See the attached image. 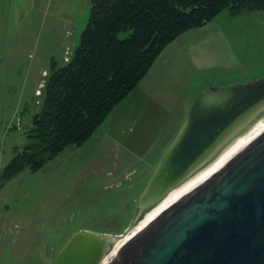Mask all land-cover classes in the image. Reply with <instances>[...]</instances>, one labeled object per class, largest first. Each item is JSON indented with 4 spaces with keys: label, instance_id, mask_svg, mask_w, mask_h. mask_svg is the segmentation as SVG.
Listing matches in <instances>:
<instances>
[{
    "label": "rangeland",
    "instance_id": "obj_1",
    "mask_svg": "<svg viewBox=\"0 0 264 264\" xmlns=\"http://www.w3.org/2000/svg\"><path fill=\"white\" fill-rule=\"evenodd\" d=\"M90 0H0V170L30 142L52 60L79 43ZM264 75V8L228 9L169 41L82 144L0 185V264H56L79 230L123 234L195 95Z\"/></svg>",
    "mask_w": 264,
    "mask_h": 264
},
{
    "label": "water",
    "instance_id": "obj_2",
    "mask_svg": "<svg viewBox=\"0 0 264 264\" xmlns=\"http://www.w3.org/2000/svg\"><path fill=\"white\" fill-rule=\"evenodd\" d=\"M56 264H264V75L198 92L122 235L75 231Z\"/></svg>",
    "mask_w": 264,
    "mask_h": 264
},
{
    "label": "trees",
    "instance_id": "obj_3",
    "mask_svg": "<svg viewBox=\"0 0 264 264\" xmlns=\"http://www.w3.org/2000/svg\"><path fill=\"white\" fill-rule=\"evenodd\" d=\"M260 8L264 0H90L79 43L64 64L52 60L30 142L14 148L0 185L26 167L38 169L66 145L82 144L180 32L223 9Z\"/></svg>",
    "mask_w": 264,
    "mask_h": 264
},
{
    "label": "bare ground",
    "instance_id": "obj_4",
    "mask_svg": "<svg viewBox=\"0 0 264 264\" xmlns=\"http://www.w3.org/2000/svg\"><path fill=\"white\" fill-rule=\"evenodd\" d=\"M124 234V233H123ZM116 235H122V234H116Z\"/></svg>",
    "mask_w": 264,
    "mask_h": 264
}]
</instances>
